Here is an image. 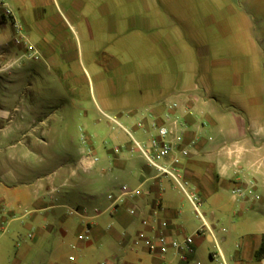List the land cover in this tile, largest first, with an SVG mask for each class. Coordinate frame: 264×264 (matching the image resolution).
<instances>
[{"label": "crops", "instance_id": "crops-1", "mask_svg": "<svg viewBox=\"0 0 264 264\" xmlns=\"http://www.w3.org/2000/svg\"><path fill=\"white\" fill-rule=\"evenodd\" d=\"M135 2L67 3L70 10L86 17L92 14L96 22V35L88 23L87 40L96 37L100 41L90 52L102 55V64L95 60L91 63L96 75L108 77V89L100 92L102 100L114 101L121 96L122 105L133 113L125 121L140 131L141 142H146L149 134L138 123L147 125L152 119L144 112L150 111L162 120L167 105L178 104L175 113L186 123L184 142L195 140L190 154L180 164L186 191L196 193L201 206L208 205L213 213L229 214L227 228L221 229L215 225L224 215H212L211 222L204 218L213 225L210 226L226 264H264V254L256 257L264 244V70L246 54H231L245 41L242 29L249 11L264 14V0H240L238 5L225 6H217L214 0ZM103 18L107 26L98 27ZM3 40L6 38L0 36V43ZM87 58L92 59V55ZM108 102L105 104L111 105ZM19 105L14 106V111L21 109ZM9 118L8 111L0 109V119L6 120L0 128V143H5L0 148V194L9 207L34 205V211L48 213L44 218L51 223L37 224L40 231L59 223L65 238L70 219L78 217V233L69 242L68 264H79L75 251L93 243L97 244L96 253L103 264H219L210 257L209 234L195 235L191 252L170 248L160 254L157 246L146 245V239L154 242L160 233L167 240L183 242L188 235L180 214L183 197L188 199L142 155L144 163L131 157L130 152L138 149L123 136H112L116 146L107 150L105 158L86 168L81 163L86 161L89 147L67 146V155L72 157L64 162L66 168L53 169L45 183L38 176L31 191L14 189L22 186L27 171L20 175L18 170L24 160L33 159L34 146H48L55 136L66 138V127L44 129L35 127L32 117L16 122ZM61 176L60 186L67 189L54 200L50 194ZM122 185L131 190L138 188L139 193L125 195L121 202L110 206L108 195L116 197ZM235 188L240 189L239 196L232 193ZM226 193L231 196L227 208ZM180 194L183 197H178ZM36 219L32 222L37 223ZM88 222L90 229L85 233ZM205 243L209 261L201 262L199 250ZM35 253V248L28 247L18 256L32 259ZM20 258L13 264H20Z\"/></svg>", "mask_w": 264, "mask_h": 264}, {"label": "rangeland", "instance_id": "rangeland-1", "mask_svg": "<svg viewBox=\"0 0 264 264\" xmlns=\"http://www.w3.org/2000/svg\"><path fill=\"white\" fill-rule=\"evenodd\" d=\"M7 1L10 15L3 13L0 8V36L6 38L0 43V109L7 110L8 117L13 122L28 116L34 118L35 127H66V138L55 136L48 146H34L33 159L24 160L18 170L20 175L23 170L27 171L22 186H14V189L31 191L38 176L41 178L40 182L45 183L49 181L47 176L53 169L59 166L66 168L64 162L72 157V154L67 155V146L70 149L80 145L91 147L100 160L106 157L107 150L116 146L111 141L112 136H123L131 145L129 136L111 123L108 116L115 117L130 130L135 139L143 141L140 131L125 121L133 113L130 107L122 105L124 101L121 96L115 97L114 101L112 98H109V102L105 101L111 104L109 106L102 100L100 92L103 93L102 89L107 90L109 84L106 81L108 77L96 75V68L91 65L94 60L98 65L103 63L101 54L90 52L91 48L100 44L99 39L93 37V40H87L88 25L93 26L94 33L96 30L92 14L86 17L70 10L67 6L69 0ZM239 1L214 0V3L217 6L228 3L238 5ZM118 3L124 5L126 0H118ZM105 19L100 20L98 27L107 26ZM242 35L245 38L242 47L233 49L231 54H246L264 70V14L249 11ZM89 55H92L90 60L87 58ZM16 104L21 105L18 111H14ZM5 122L6 120L0 119V128L5 126ZM12 125L14 127L15 123ZM82 134L86 138L84 142L80 139ZM26 142L27 139L24 140ZM4 146L5 143H0V148ZM130 155L144 163L139 151H131ZM63 177H58L54 183L56 190L50 194L54 200L60 199L67 189L60 186ZM2 196L0 194V262L13 264L16 258H20L18 254L24 248L33 247L36 253L32 259L20 258V264H68L67 257L71 253L69 242L78 233V217L70 219L68 234L64 238L59 223L51 224L44 231L36 228L37 224L51 223L44 218L48 213L34 211V205L15 204L9 207ZM178 197L183 196L180 194ZM49 198L50 196L46 197ZM230 203L231 196L226 193L225 208ZM200 209L208 222L212 221V215H224L219 218L215 228H227L229 214L213 213L204 204ZM180 215L187 235L194 234L202 225L184 197ZM33 218H37V223L32 222ZM96 245L93 243L75 251L79 264H99L103 261L96 253ZM206 247L205 243L199 250L201 262L202 259L208 262L209 254L215 251L213 242L210 244L209 254Z\"/></svg>", "mask_w": 264, "mask_h": 264}, {"label": "built area", "instance_id": "built-area-1", "mask_svg": "<svg viewBox=\"0 0 264 264\" xmlns=\"http://www.w3.org/2000/svg\"><path fill=\"white\" fill-rule=\"evenodd\" d=\"M0 8H2L3 13L10 15L11 11L7 7V4L4 0H0ZM177 109L178 104L175 102L167 105L166 113L162 120H158V118L150 111L144 112L152 118L147 125L143 124L142 122L138 123V125L142 127V130L149 134L146 142H140L135 139L130 130L123 126L115 117L108 116L111 123L118 126L129 136L132 144L138 149L140 154L145 158L146 162L159 174L169 177L173 181L174 185H176L185 193L187 199L192 205L194 213L202 222V225L195 231V233L186 236L182 243L176 239L167 240V238L161 233L155 237L154 242L152 241L153 239L149 238L145 240V243L150 248L157 246L159 248L160 254H164L170 248L175 252L179 249H184L186 252H191L190 244L193 243L194 236L209 234L215 247V251L210 253L211 259H214L219 264H226L213 231L206 223L200 210L201 200L199 196L194 192L186 191L185 188L186 182L182 178L180 164L182 158L187 157L190 154L191 147L195 144V140L189 139L188 141L184 142L186 123L179 115L175 113ZM184 112H188V109H184ZM81 139H83V142L86 140L83 134L81 135ZM115 151H117V149H115ZM84 159H86L88 162L85 161L84 163H81L83 168L88 167L89 163H95L98 160L97 157L92 154L90 148L87 149ZM137 193H139L138 188L131 190L128 189L126 185H122L120 193L116 197H114L112 194L108 195V199L111 200L110 206H114L118 202H121L123 196L125 195ZM232 193L239 196L240 189H232ZM95 211H97V209H95ZM165 224V222H161L162 226H165ZM89 229L90 223L88 222L85 226V233H87ZM79 237L83 238L82 235ZM181 258L185 259V254H182Z\"/></svg>", "mask_w": 264, "mask_h": 264}, {"label": "trees", "instance_id": "trees-1", "mask_svg": "<svg viewBox=\"0 0 264 264\" xmlns=\"http://www.w3.org/2000/svg\"><path fill=\"white\" fill-rule=\"evenodd\" d=\"M264 254V244L261 245V247L259 248V250L257 251L256 257H260Z\"/></svg>", "mask_w": 264, "mask_h": 264}]
</instances>
